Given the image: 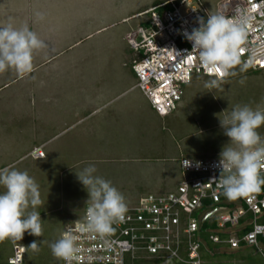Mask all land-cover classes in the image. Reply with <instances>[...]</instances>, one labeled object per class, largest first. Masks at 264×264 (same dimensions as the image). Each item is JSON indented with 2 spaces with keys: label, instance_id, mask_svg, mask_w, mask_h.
<instances>
[{
  "label": "rangeland",
  "instance_id": "1",
  "mask_svg": "<svg viewBox=\"0 0 264 264\" xmlns=\"http://www.w3.org/2000/svg\"><path fill=\"white\" fill-rule=\"evenodd\" d=\"M226 1L202 3L213 14ZM150 2L0 0V27L27 24L44 42L32 73L0 74V168L27 171L43 201L37 209L43 235L25 233L22 241L0 243V264L12 244L28 251L33 240L39 245L30 252L34 263L58 261L50 245L87 205L88 193L76 176L87 166L94 165L95 175L111 181L126 205H133L139 197L176 187L180 157L220 158L229 141L219 120L235 106L264 109V71L237 69L219 89L204 87L210 78L194 77L178 108L158 117L133 88L135 53L125 41L141 21L131 17L133 11ZM258 131L264 136V126ZM42 144L45 158H32L31 150ZM244 251L261 262L254 248Z\"/></svg>",
  "mask_w": 264,
  "mask_h": 264
},
{
  "label": "built area",
  "instance_id": "2",
  "mask_svg": "<svg viewBox=\"0 0 264 264\" xmlns=\"http://www.w3.org/2000/svg\"><path fill=\"white\" fill-rule=\"evenodd\" d=\"M237 7L250 20L247 41L242 45V64L252 71H264V0H227L218 12L231 17ZM209 14L202 0H166L135 16L141 18L139 25L125 35L135 53L131 61L133 88L158 117H167L178 108L185 87L194 77L214 76L213 71L200 66L186 38L199 27L197 21H206ZM29 155L45 158L42 147H34ZM219 159H177L176 187L167 193L139 197L127 206L123 221L113 225L107 243L78 232L85 205L81 217L60 234L72 231L81 237L77 242L81 259L74 264H210L218 252L209 251L206 242L223 253L254 248L264 264L260 248L264 239V223L260 222L264 194L226 198L218 181ZM184 160L191 165L185 168ZM245 226L250 229L242 232ZM25 252L23 245L12 244V253L4 264H24ZM88 257L93 259L89 261Z\"/></svg>",
  "mask_w": 264,
  "mask_h": 264
},
{
  "label": "clouds",
  "instance_id": "3",
  "mask_svg": "<svg viewBox=\"0 0 264 264\" xmlns=\"http://www.w3.org/2000/svg\"><path fill=\"white\" fill-rule=\"evenodd\" d=\"M187 39L192 44L199 64L214 76L205 81L206 89H219L229 76L243 72L242 45L247 41L250 20L239 7L234 15L218 12L199 19ZM44 47V42L27 24L15 27L12 23L0 27V74L14 71L24 77L34 70V54ZM240 83H244L241 79ZM220 121L228 143L220 153L219 184L228 199L258 192L264 186V136L258 131L264 126V109L237 105ZM184 167L191 162L184 160ZM94 165L76 174L78 181L88 193L87 207L78 232L89 234L105 243L112 235L113 225L123 221L127 212L124 196L111 181L95 175ZM0 243L22 241L25 233L33 237L43 235L42 219L37 210L43 203L39 185L28 174L13 167L0 168ZM31 209V211H29ZM81 237L72 231L64 233L50 245L52 255L64 264L79 261L81 249L77 242ZM39 251L37 240L27 246ZM89 261L93 258L88 257Z\"/></svg>",
  "mask_w": 264,
  "mask_h": 264
},
{
  "label": "crops",
  "instance_id": "4",
  "mask_svg": "<svg viewBox=\"0 0 264 264\" xmlns=\"http://www.w3.org/2000/svg\"><path fill=\"white\" fill-rule=\"evenodd\" d=\"M156 1H158V2H163V1H165V0H152V2L154 3V2H156ZM152 2H150V4L149 5H147V6H144V5H141L138 9H135L134 11H133V14L131 15V17H135V16H137V15H139V14H141V13H143V12H145V11H147V10H149V9H151L152 8V6H153V3ZM152 3V4H151ZM128 19V18H127ZM127 19H124L123 21H125V20H127ZM140 23V22H139ZM139 23L135 26V27H137L138 25H139ZM134 27V28H135ZM131 30V29H130ZM129 30V31H130ZM128 31V32H129ZM43 146V144L42 145H38V146H34V147H42ZM43 148V147H42ZM39 160V159H38ZM42 160V159H41ZM246 227V226H245ZM245 227H243L241 230H242V232H244V229H245ZM263 245V244H262ZM262 247H264V246H262ZM244 249H247V248H240V249H236V250H227V251H225L224 252V256H223V259L221 260L222 262V264H236V263H243V264H255V263H258L257 261H255L254 259H253V257H249V255H246L247 253H246V251H244ZM217 252V251H216ZM219 253H223L222 251L221 252H219ZM238 253H240V255H238ZM235 256L236 258L234 259V258H229L230 256ZM240 257V258H238L237 259V257ZM248 261H250V262H248Z\"/></svg>",
  "mask_w": 264,
  "mask_h": 264
},
{
  "label": "trees",
  "instance_id": "5",
  "mask_svg": "<svg viewBox=\"0 0 264 264\" xmlns=\"http://www.w3.org/2000/svg\"><path fill=\"white\" fill-rule=\"evenodd\" d=\"M166 1V0H165ZM164 2V1H163ZM163 2H158V1H156V2H154L153 3V6L152 7H156V6H158V5H160L161 3H163ZM247 69V68H246ZM245 69V70H246ZM247 71L249 72V73H258V72H261V71H252V70H250V69H247ZM255 193H258V194H264V186H261V188H260V190L258 191V192H253V193H250V194H255ZM246 219H244L243 221H245ZM260 222H262V223H264V216L260 219ZM250 229V227L249 226H247L245 229H244V232L245 231H248ZM261 243L263 244V246H264V239H262L261 240ZM206 244H207V248L209 249V251H217L218 253H217V256H216V260L214 261V262H210V264H222L221 262V260L223 259V254L224 253H219V252H221V248H219V247H213L212 245H210L209 243H207L206 242ZM20 245H22V244H20ZM24 246V245H23ZM25 247V246H24ZM25 258H24V264H36V263H34L33 262V260H34V257L33 256H31V254H30V252L32 251V249H30V248H28V251H27V249H26V247H25ZM26 254H27V256H26ZM238 255H240V253H238ZM230 259L231 258H236L234 255L233 256H230L229 257ZM238 258H240L239 256L237 257V259ZM208 260H210V259H208ZM59 261V262H58ZM58 261H55V262H52V263H50L49 261H48V263L49 264H61L60 263V260H58ZM5 263V262H4ZM4 263H1V264H4ZM255 264H262V260H261V262L260 263H255Z\"/></svg>",
  "mask_w": 264,
  "mask_h": 264
}]
</instances>
